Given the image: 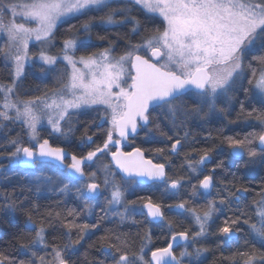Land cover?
<instances>
[{
    "label": "snow or ice",
    "instance_id": "snow-or-ice-1",
    "mask_svg": "<svg viewBox=\"0 0 264 264\" xmlns=\"http://www.w3.org/2000/svg\"><path fill=\"white\" fill-rule=\"evenodd\" d=\"M134 9L144 13L143 22L133 15ZM92 12H103L99 20L105 25L130 24L131 33L140 35L141 39L139 42L128 40L119 56L114 54L113 44L109 41L108 47L102 51L77 58L76 51L84 42L75 36L63 40L60 56L45 50L46 46L52 45L59 25L69 23L74 18L89 16ZM157 18L161 21L159 26H155ZM94 20L95 16H89L88 21L81 25L85 33H90ZM150 24L153 26L149 27ZM75 27L69 23V31ZM0 34L6 36L5 47L0 48V53L6 66L11 68L12 75L10 85L0 84V129L7 127L5 122H19L24 130L23 136L27 137L25 140L18 133L0 144L5 149L10 167L26 170L34 169L38 163L58 162L61 169L68 170V174L57 177L43 171L33 173L31 181L37 192L43 185L58 179L63 185L60 190L66 192L75 187L78 198L91 212L89 201L98 197L102 188L110 189L105 215L114 214L121 222L128 220L135 211L128 205H134L136 201L124 200L128 185L147 180L162 182L170 190L182 187L180 179L167 176L165 164L145 160L140 148L133 152L119 150L121 142L137 135L139 129L151 131L153 111L159 109L173 128L182 127L189 120H203L210 112L217 111V100L227 97L237 81L242 79L254 84L264 103V0H0ZM97 38L106 39L103 36ZM33 40L41 45L36 59L47 66V69L43 66L40 68L42 74L48 75L54 71L58 60L65 61L71 72L58 76L57 86L53 89L21 98L18 82L24 74L25 64L33 59L29 53V42ZM252 61H257L261 67L257 69ZM78 65H82L86 71H82ZM246 67L251 71V78L245 75ZM189 95L198 97L195 106L189 107L185 102V97ZM205 106L207 112L204 111ZM240 106L242 114L264 126V108H253L245 113L243 102ZM89 109L98 114L100 123L97 127L102 128L105 123L110 127L103 143L97 144L86 154H70L64 147L53 146L49 139L41 138L39 128L44 123L50 127V135L70 138L74 134V124L78 122L75 118ZM155 127L161 136H166L160 130L159 123ZM188 135L185 132L183 137L167 136L173 141L169 147L171 154H179ZM257 140L258 145L253 147ZM223 142L231 149V156L247 155V164L254 165L257 161L264 163V127L259 133H249L243 139L226 136ZM81 143L89 147L96 143L87 129ZM110 146H116V150L113 151ZM213 150L206 148L198 160H187L188 170L200 176L211 160ZM156 151L163 152L164 149L157 148ZM102 153L110 154L116 168L124 174L120 181L116 180V173L107 165L104 166L102 184L97 180L96 172H85V168L91 167ZM3 155L0 153V156ZM69 155L72 162L66 164ZM223 166L224 162L220 161L216 168ZM214 173L215 168L211 174L203 175L199 180V189L203 190L200 195L210 194L216 187ZM249 191L252 189L244 185L225 187L223 195L218 193V201H208L207 209L202 214L186 208L188 201L176 204L174 207L177 210L191 211L197 230L172 233L171 242L166 246L149 249L150 260L145 259L147 243L141 244L139 252L132 253L128 251V241L117 244L112 240L115 234L102 236L100 251L103 259L99 264H191L192 258L198 259L204 249L195 248L189 252L188 247L207 234L209 221L217 211L222 210L220 206L228 205L231 208L233 203L239 215L234 219H225L224 226L218 229L224 237L221 244L230 246L239 231L231 225L243 222L261 247L257 249L253 246L252 250L237 254L246 258L244 264H264V187L257 192L259 199L253 201L255 222L239 207V201L246 199L245 194ZM197 194V186L193 184L191 196ZM4 200V208L14 214L19 197L5 195ZM168 207L172 208L173 205ZM143 208L147 209V216L153 222L165 219L162 205L150 198ZM35 214L39 216L38 211ZM68 214L73 213L70 210ZM55 218H60L59 212ZM26 222L34 232V238L18 244L19 256L0 250V264H73L72 257L78 251L76 245L81 244L90 228L99 227L98 224H77L75 220L62 221L68 229L67 242L62 246H52V259L47 260L45 255H38V247H49L44 225L51 224L52 220L46 216L38 222L30 210ZM72 229L77 230L75 240L72 239ZM178 238L185 242L179 257L174 251ZM143 239L151 241L149 234ZM115 240L120 241V236L115 235Z\"/></svg>",
    "mask_w": 264,
    "mask_h": 264
},
{
    "label": "trees",
    "instance_id": "trees-1",
    "mask_svg": "<svg viewBox=\"0 0 264 264\" xmlns=\"http://www.w3.org/2000/svg\"><path fill=\"white\" fill-rule=\"evenodd\" d=\"M103 14V12H92L89 14V16L96 17V20L92 22L91 31L88 33L93 40H99L102 41V43L108 44L109 41H111L116 48L115 50H117V53L121 47L127 45L128 40H131L132 42H139L141 39L140 35H134L130 38L131 25L124 26L123 28H116L114 30L104 28L103 24H101L99 20V17ZM133 15H136L143 22L144 13L142 11L134 9ZM89 16H81L71 20L69 23L76 25V27L71 31H69V23L60 25L55 32V39L52 42L54 48L57 50L60 49V46L63 44V40L65 38H68L69 36H76L80 33L83 29L81 25L88 21ZM117 19H119V17H117ZM159 25L160 22L156 20L155 26ZM152 26L153 25L151 24L149 25V27ZM98 36H103L106 39L100 40L97 38ZM102 48H105V46ZM252 63L255 67H257V69L261 67L257 61H252ZM245 75L251 78V71L247 69V67ZM10 78L12 79L11 68L6 66L3 54L0 53V83H9ZM23 81L29 88L36 85V81L32 80L29 74L24 77ZM245 89H247V92ZM241 102L244 104L245 113L253 108L258 110L264 108V103H262L254 95V84H249L247 79H242V86L236 94L234 102H232L231 110H223L219 120L215 119L214 115H208L210 119L205 121V123L203 122L204 119L196 121L189 120L192 122L190 129H188L185 125L179 128H173L171 122L169 123V120L168 123L164 121L160 124V130L166 133V136H161L160 132L156 129L155 137H141L138 140L137 147L142 149L146 156L153 159L156 163L165 164L168 169V176L171 179H180L183 185L186 182L191 181L196 186V183H198L197 181L202 179L205 173H202L197 177L196 174L188 170L186 161L198 160L199 156L203 154L204 149L213 148L214 150L210 153L213 157V165L207 174H211V170L215 168L214 179L216 181V187L210 195H200V191H198V194L195 197H192L191 193L193 184H191L187 200L188 209H195L198 213L202 214L203 211L207 209V206L204 209L199 208L201 203L207 205L209 200L217 199L218 201V193L223 195L225 187L231 188L233 185L236 187L244 185L252 189V191L246 193V199H241L239 201V207L247 213V216L251 218L252 222H255L256 216L254 214L255 208L253 201L259 199L257 192L264 187V163L257 161L254 165L247 164V161L249 160L247 155L245 158L243 157L241 159L231 158L229 147L226 142H223L224 137L226 136L243 139L249 133H259L261 128L264 127L258 121L249 119L245 114L241 113ZM177 123H179V121H177ZM164 125H167V127H164ZM83 130L84 127H81V130L79 129L75 139L80 138L82 134H84ZM96 130L97 129L95 128L94 132L101 133V130ZM168 132L171 134L168 135ZM185 132H188L189 135L183 149L178 155L171 154L169 147L173 141L167 139V136H172L173 138H176L177 136L183 137ZM18 133L23 136V130L21 128L15 126L7 127L0 132V144L6 143L8 137H15ZM23 138L26 139V136H23ZM55 142L56 141H54V143ZM60 143L67 145L68 141H60ZM256 146L255 141L253 147ZM157 148H163L164 151L157 152ZM194 149L199 151H194ZM7 151H11V149H8ZM0 153H4V155L0 156V158L4 156L7 158V154L3 147H0ZM220 161L224 162L223 168H216V164ZM38 167L41 166L38 165ZM42 167L52 170L46 165H43ZM0 169L3 170L0 173V213L2 212V215L0 216V250H4L10 255L19 256L20 253L18 251V244L20 242L27 243L34 238V232L26 222L27 213L30 210L34 213V219H37L38 222L39 219L46 216L52 220L51 224L46 223L44 225L46 228V239L49 247L47 249L42 246L38 247V255H45L47 260L50 259L49 253L52 251V246H62L67 242L66 233L68 232V229L63 226L62 221L67 222L75 220L77 224H90V222L83 223L82 215L75 209L74 205H64L59 202L58 200L60 198L57 194H49L41 188L38 192L36 191L35 185L31 181V176L33 173H40L37 172L39 169L34 171L32 169L22 170L20 168H11L7 159L0 162ZM52 171L54 174L58 173L54 170ZM6 176L7 178H5ZM218 181L220 182L218 183ZM13 194L16 197H19V200L17 201V211L14 214L4 208L5 195L11 196ZM137 196V204H142L147 201V198H145L147 195H144V193H137ZM124 197L125 202L135 200L134 193H125ZM141 197H143V199H140ZM231 199L233 201L235 200L234 197ZM180 202L181 198H178L177 200L174 199L172 201V205L174 206ZM135 204L132 205L129 203L128 206L130 209H133ZM220 208L222 210L217 211L209 221L207 234L202 240H199L194 244V249L202 248L204 251L199 257L200 259L191 262V264H244V260L246 258L238 255L237 253L250 251L253 246L257 249L261 247L260 242L250 233L248 225L243 222L231 225L234 229H239L240 231V238L237 243H234L235 247H231L230 249L222 245L218 229L224 226L225 219H228L229 217L234 219L235 216L239 215V212L235 211V203H233L231 208L228 205H222ZM70 210L73 213L72 215L68 214ZM37 211L39 216L35 214ZM57 212L60 213L59 219L55 218V214ZM49 213H51V216H49ZM129 220L132 223L135 221V223L124 226L118 221L110 222L108 225L103 226V232H94L90 235L86 233L81 244L76 245L78 251L72 257L73 264H99L101 258L100 237L108 234L120 236L121 240L117 241L115 240V235H112L113 242L117 244H120V242L124 240L128 241V251L135 249L140 242L141 231L136 232V230H134L137 223L136 219L129 218ZM169 224H171V228H169ZM140 226L149 229L163 227L168 231L175 233L184 230L193 232L197 229L192 216H188L184 219L180 214L174 211L167 217L164 225L152 226L146 223L145 225L141 224ZM143 233L145 234V230H143ZM71 235L72 239L75 240L77 237V230L72 229ZM18 236L20 237L19 240L17 239Z\"/></svg>",
    "mask_w": 264,
    "mask_h": 264
},
{
    "label": "flooded vegetation",
    "instance_id": "flooded-vegetation-1",
    "mask_svg": "<svg viewBox=\"0 0 264 264\" xmlns=\"http://www.w3.org/2000/svg\"><path fill=\"white\" fill-rule=\"evenodd\" d=\"M195 99H196V96L189 95V96L185 97V102L189 106H195V104L197 102ZM215 119L219 120L220 116H215ZM153 120H154V123L150 126L151 127V131H149L146 128L139 129L137 135L130 136L127 141H122L121 142V144L118 146L119 150L123 151V152H133L136 148H139V147H137V143H138V140L141 137H143V138L147 137V136H154L155 137V134H156V132H155V130H156L155 124L156 123H159V125L161 123H163L164 121L166 123H168V119L162 113H160L159 109L153 111ZM169 123H170V121H169ZM85 127L86 126H84V128ZM96 129H97L96 131L101 130L100 131L101 133L94 132L95 128H91L89 130L87 129L88 130V134L90 135V133H91V135L93 136V140L96 142L95 144L91 145L90 147L86 146V145L80 147V146H78L77 141H73V142L72 141L71 142L68 141V144H67L68 146L64 145V144H61L59 139L58 140L54 139L51 142L50 141L49 142L53 146L64 147L65 150L68 153H70V154H75L77 156H80V155L86 154L87 151L91 150V148H94L97 144H102L103 140L106 138L107 129L100 128V127H97ZM84 132L85 131L83 130V133ZM170 134L171 133L168 132V135H170ZM115 138L118 139L119 137H115ZM54 141H56V142L54 143ZM57 142H59V143H57ZM110 147L112 148L113 151L116 150V146H110ZM142 152H143L144 157L146 158V160H151L152 163H156L153 159L148 158L143 150H142ZM229 152H231L230 148H229ZM231 158H233V159H237V158L241 159V157H233V156H231ZM99 159L101 160V162H100ZM99 159H97L91 165V167H86L85 168V172L86 173L96 172L97 173V180L100 181L101 184H102V181H103V178H104V176L102 175V168L105 165H107L112 171H114L116 173V178H117L118 181H120L121 177L123 175L115 168V166H114V164L112 162V156L110 154L102 153V154H99ZM71 162H72L71 161V155H69L68 158L65 160V163L66 164H70ZM38 165L39 166H43V165L49 166L52 170L58 172L59 175H62V174L67 175L68 174V170L67 169H61L59 167V165H58V162H54L53 161V162H47V163H38V164L35 165V168L38 167ZM212 165H213V157L211 156V163L207 164L205 169L203 170V174L205 173L204 175H206L207 172L212 168ZM34 169H32V170H34ZM165 171H166V174L168 176V169H167L166 166H165ZM197 182L198 183H196V184H197V187H198V191L203 192L202 189H199V181H197ZM219 182L220 181H218V183ZM191 184H193V183L191 181H188L184 185L182 184V187L180 189H178V190L166 189V186L162 182H159V181H157V182L149 181L146 184L138 182V183L130 184V185L127 186V190L125 191V193H130V192H131V194L134 193L135 200H132V201H137V197H138L137 193L138 194L139 193H144V195H147V197H145V198H147V201L150 198L154 203L161 204L162 205V211L165 214V219L153 222L151 220V218L147 216V210L145 208H143V211H142L141 214H138V213H136L134 211L131 213L130 218H134L137 221L136 227H135L134 230H136V232H140L141 231V239H140V242H139L138 246H136V248L133 249V250H129L130 252H132V253L139 252L141 244L142 243H147V248H145V253H146L145 259L146 260H150L151 259V252L149 251V249H155L157 247H164L169 242H171V234L175 233V232H170V231H168L167 229H165L163 227H160V228H156L155 227V228L149 229V228H146V227L143 228L140 225L141 224L145 225L146 223H148V225H152V226L164 225L167 217L170 216L173 211L178 213V214H180L181 217L184 218V219L187 218L188 216H192V213L189 212V211L177 210L174 207L175 205L172 208L168 207V205H172V201L174 199L177 200L178 198H181V202L187 201L188 200V196H189V192H190L189 189L191 187ZM215 184H216V181H215ZM71 189H74L73 192L77 193L75 187H71ZM219 191L222 192L221 190H219ZM108 192H109V189H103V193H101L95 199L89 201V204L90 205L100 206V209H102L103 206L107 207L106 206V198H107ZM212 192H213V189L211 190L210 194ZM174 193H176V194H174ZM210 194H206V195H210ZM245 196H246V194H245ZM58 201L62 203L61 199H59ZM147 201L142 203V204H137L136 203L135 205H139V206L142 207L145 203H147ZM129 202H131V201H129ZM73 205L75 207H77L76 204H73ZM206 206H207L206 204L201 203L199 205V208L204 209ZM185 207L188 208L187 204L185 205ZM78 211L82 215L83 223H85V222L89 223L90 222L89 225H94V224H98L99 225V227H97L95 229H91L90 228L89 231L87 232L89 235L93 234L94 232L95 233H99L100 231L103 232V228H104L103 226L109 224L108 221H106L104 218L101 219V216L100 217L98 216V217L94 218L93 220H88V219H86L84 217L83 209L78 208ZM142 229L145 230V234L143 233ZM146 234L150 235V237H151V241L150 242H147V241H145L143 239ZM219 237H220L221 241L224 238L222 234H220ZM239 238H240V231H237L235 237H233V239L231 241V245L230 246H225V247L226 248H230V249H231V247L232 248L235 247L234 243H237ZM202 239H203V237L200 238L199 240H202ZM184 244H185V242L177 244L174 247V251H175V254L177 255V257H179V253L184 250ZM193 250H194V244H191V246L188 247V251L192 252ZM113 251H114V249H113ZM100 257H101L100 260L103 259V254H102L101 251H100ZM198 259H200V258H198ZM186 260H187V258H186ZM195 260H197V258H192L191 262H194Z\"/></svg>",
    "mask_w": 264,
    "mask_h": 264
},
{
    "label": "rangeland",
    "instance_id": "rangeland-1",
    "mask_svg": "<svg viewBox=\"0 0 264 264\" xmlns=\"http://www.w3.org/2000/svg\"><path fill=\"white\" fill-rule=\"evenodd\" d=\"M157 20L161 23V21H160L159 18H157ZM103 27L106 28V29L114 30L116 28H123L124 26H122V25L111 26V25H105V24H103ZM133 36H134V34H132L130 32V38H132ZM75 37H77L80 41H83L84 42L81 46L78 47V49L76 51V57L77 58L80 55H86V54H90V53H93V52L102 51L103 50L102 47H104V46L105 47H108V45H109L108 43H102V41H99V40H93L88 33H85L84 32L83 29ZM5 42H6V36H4L3 34H0V48H4L5 47ZM126 46L121 47L120 50H119V52L117 53L116 52L117 50H115L116 48L113 45V47H114V54L117 55V56H119L120 54L123 53V51L125 50ZM62 47H63V44L60 46V49L57 50V49L54 48L53 45H50V46H46L45 50L49 54L60 56V55H62V53H61ZM40 50H41V45H40L39 42H36L34 40L29 42V53L32 54L33 59L31 61H28L25 64L24 74L21 77V81L18 82V84H19L18 93L20 94L21 98H28V97H30L32 95H39V94H42V92L44 90H51V89H53L55 86H57V77L58 76H60L61 74L65 73V72H67V73H70L71 72V68L67 65V63L65 61L58 60L57 61V65L55 66V70L54 71H50L48 75L42 74L41 71H40V68L43 66L45 69H47V66L46 65H42L38 61V59H36V57H37L38 53L40 52ZM78 67H80L82 71H86L85 69H83V66L82 65H78ZM27 74H29L31 76L32 80H35L36 81L35 82L36 85L35 86H31V88H29L27 85H25V83L23 81L24 80V77ZM11 81H12V79L10 78V82L9 83H0V84L10 85L11 84ZM241 86H242V80L237 81V83L234 86L233 90L228 94L227 97H220L217 100V111L210 112L208 115L209 116H211V115L220 116L222 114V111L223 110H231V108H232V102H234L235 97H236V94L240 90ZM254 95H255V97L257 99H259L261 101V98L258 96V93H257V90L255 89V87H254ZM0 97H2V94H0ZM195 100L198 101V97H196ZM189 107H192V106H189ZM204 111L205 112L208 111L207 106H205ZM209 116L204 119V121H203L204 123H205V121H207V120L210 119ZM75 119L78 122H76L74 124V134L70 138L65 139L64 137H61L58 134H51L50 135L51 129H50V127L46 123L42 124L40 126V128H39L41 138H47V139H49L50 142L52 140H54V139H59L61 142L62 141H65V142H67V141H69V142H71V141L72 142L73 141H77L78 146H80V147L85 146L84 144L81 143V137L83 136V134H82V136L80 138H78L76 140H75V136L77 135V133H78L79 129H81V127L83 128L84 126H86L84 128V131H85V129H88L89 130V129L93 128V127L97 128V125L100 123L98 114H97L96 111H94L92 109H89L86 112H83L81 115H79ZM93 121H95V123H93ZM5 123L7 124V127H9V126H15V127L21 128L23 130V128H22V126H21V124L19 122H5ZM166 126L167 125H164V127H166ZM185 126L188 129H190L191 126H192V122L191 121H188L185 124ZM109 127H110V125H108L107 123H105L102 128L108 129ZM6 128L0 129V132H2ZM25 140H27V137H26ZM258 143H259V141L257 140L256 141V145H258ZM230 151H231V149H230ZM5 157L6 156L1 157L0 158V162H3L6 159L9 161V159L8 158H5ZM243 157L245 158L246 155L243 156ZM210 163H211V160L207 164H210ZM41 167H36L34 169V171L35 170L37 171L39 169L37 172L43 171V172H45V173H47L49 175L54 174V172L52 170H50L48 168H45V167H42V168ZM204 169H205V167L203 168V170ZM1 171H3V170L0 169V173H1ZM104 174L105 173H104V167H103L102 168V175L104 176ZM55 175L57 177L61 176L58 173L55 174ZM116 180H117V178H116ZM65 182H67V181H65ZM62 186L63 185L60 184L59 180L56 179V180H54L50 184L43 185L41 187V189L44 190V191H47L49 194H57V196H59V198L61 199L62 204H64V205H71V206H73V204H76L77 207L74 206L75 209L77 211H78V208L83 209V211H84V217L86 219H88V220H93L94 218H96L98 216L99 217L101 216L106 221H108V223L118 221V222H120L124 226H126L128 224H133L132 222H130L129 219L126 220V221H124V222H121V220H120V218L118 216H116L114 214H111V213L105 215V213L108 212V208L105 207V206L102 207V209H103V211H102V209H100V206L91 205V212H89L85 208V204H84L83 200L78 198V193L73 192L74 189H71L70 188L69 191H66L65 192V191H61L60 190V188ZM101 193H103V189H102ZM107 197H110V189H109V192H108ZM124 200H125V197H124ZM133 209H135L134 212H136L138 214H141L142 211H143V206L141 207L139 205H135ZM120 210L121 211L123 210V205L120 206ZM1 215H2V212L0 213V216ZM49 257H50L49 260H51L52 257L50 255V253H49ZM46 259H47V257H46Z\"/></svg>",
    "mask_w": 264,
    "mask_h": 264
},
{
    "label": "water",
    "instance_id": "water-1",
    "mask_svg": "<svg viewBox=\"0 0 264 264\" xmlns=\"http://www.w3.org/2000/svg\"><path fill=\"white\" fill-rule=\"evenodd\" d=\"M67 152V151H66ZM144 155V154H143ZM144 159L146 160V158L144 157ZM112 162H113V164H114V166H115V163H114V161L112 160ZM115 168H116V166H115ZM119 172H120V170L118 169V168H116ZM26 170H31V169H26ZM122 175H124L122 172H120ZM149 181H147V180H145V181H142L141 183H144V184H146V183H148ZM147 210V209H146ZM184 241H180L179 240V238H178V244H180V243H183ZM177 244L176 243H174V247L176 246Z\"/></svg>",
    "mask_w": 264,
    "mask_h": 264
}]
</instances>
